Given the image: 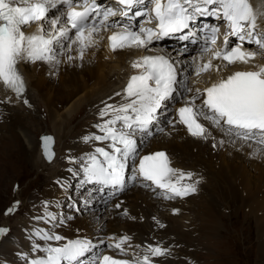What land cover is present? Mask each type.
<instances>
[{
    "label": "snow or ice",
    "instance_id": "obj_1",
    "mask_svg": "<svg viewBox=\"0 0 264 264\" xmlns=\"http://www.w3.org/2000/svg\"><path fill=\"white\" fill-rule=\"evenodd\" d=\"M114 3L120 6L119 12L104 0H35L22 6L0 0V81L19 96L25 90L23 77L17 70L21 60L58 64V57L70 52L73 46L78 50L79 59L83 60L85 51L98 43L96 36L101 30L116 28L120 31H112L108 37L112 51L127 47L148 48L154 42L173 36L199 46L201 54L211 53L212 58L197 65V75L213 69V59L225 62V68L255 60L258 53L245 50V44L264 52V32L257 30V14L249 0H114ZM117 15L120 20L111 19ZM137 17H144L145 21L122 23ZM201 17L222 19L226 23L228 31L222 48L213 50L219 39V26L201 24L199 28L195 27ZM153 19L155 27L144 26ZM33 23L39 24L37 32L27 35L23 29ZM229 36L236 38L232 46H229ZM75 58L67 57L69 62ZM181 63L165 55L135 60L131 66L142 71L130 76L125 89L115 94L122 97L121 102H103L105 106L99 110L102 122L96 125L101 134L87 139L107 143L104 147H96L87 164L81 162L83 167L74 173L82 186H94V191L83 201L85 205L97 197L107 203V198L124 191L130 165L136 172L129 179L151 182L143 186L154 185L164 190L166 199L183 198L197 191L199 180L193 181L194 173L172 167L166 153L155 152L142 157L138 154L137 133L151 134L159 123L158 113L169 110L172 101L180 103L183 99V105L174 116L191 136L208 139L210 128L217 129L229 143L239 141L242 147L252 148L254 155L264 153V66L252 71H236L203 90L195 89L189 97L184 93L193 90L187 85L185 69L178 67ZM220 70L221 65H216L215 71ZM167 123L171 124L173 120L167 119ZM42 142L45 157L50 162L53 138L44 136ZM186 180L193 182L184 183ZM78 204L74 203L73 207ZM115 207L119 209L121 203H116ZM13 211L14 207L9 208L5 214ZM178 212V209L174 210V213ZM124 214L127 215V210ZM46 215L50 221L57 220L53 212ZM43 218L36 217L38 220ZM8 232L9 229L0 228V235ZM34 235L43 241L66 240L59 234L39 229ZM129 239L121 237L111 246L123 252L122 245ZM94 247L91 242L81 239L67 240L62 246L33 244V251H42L45 255L32 259L30 264H82L81 258L87 259ZM145 251L159 257L167 254L168 249L149 244ZM94 264H151V260L147 254L142 261L134 262L105 255Z\"/></svg>",
    "mask_w": 264,
    "mask_h": 264
},
{
    "label": "bare ground",
    "instance_id": "obj_2",
    "mask_svg": "<svg viewBox=\"0 0 264 264\" xmlns=\"http://www.w3.org/2000/svg\"><path fill=\"white\" fill-rule=\"evenodd\" d=\"M249 2L257 14V23L260 24L264 31V4L262 0H250ZM262 18L263 20L261 21ZM111 19L115 20V17ZM119 19H121L120 16ZM199 19L197 22H202L196 25L197 28L201 24L215 25V21L211 17H202L203 20ZM141 21H145V18L137 17L134 21L125 19L122 23L131 22L137 24ZM155 23L153 19L150 23L145 22L144 26L154 27ZM38 27L36 25L34 29L30 28L25 33L27 35L34 34ZM112 31H120V28L110 29L108 31L101 30L96 36L98 41L97 46L100 47L99 50L97 47H91L86 50L84 59H79V65L77 59L79 58V53L75 46L72 47L70 52L60 55V58H58L60 62L55 64L61 66L59 71L60 75L58 76L60 78L59 85L53 82L54 80L51 77L55 74L56 67L51 66L52 63L47 61H36L33 63L27 60H21L17 64V70L22 75L25 85L24 92L19 96L9 90L0 81V119H10L11 125L17 124L21 126L19 130L24 140V153L32 167L44 161L41 155L40 140L38 144V138L36 137L37 132H41L44 129L41 128L42 123L52 129L56 141L59 144H63L62 148H64L65 143L72 141L71 149L74 152L72 153L71 149L60 150L59 152L60 148L58 149L56 145V158L53 164L51 163V165L55 166L59 159L64 158L65 160V163L64 161L62 163L59 161L60 163L54 171L55 173L58 172L60 178L55 179V177L46 186V191L51 187L53 189L52 191H54L53 196H57L59 199L64 198L63 189H69V186L65 187L67 182L63 183L59 181L56 184L52 183V181L61 180L64 174L63 169L65 168V164L73 176L77 170L74 165L75 161L79 160L80 166L82 165L81 162L84 164V160L87 163L88 157L94 153L96 147H104L106 145L107 142H93L87 139V137L101 134L96 125L102 122L99 116V110L105 106L103 102L109 104H118L121 102L122 97L115 96V94L125 89L130 76L139 74L142 71V69H134L131 66L135 60L141 59L144 56L165 55L182 62L178 64V67L185 69L187 85L193 90L192 92L184 93L189 97L194 94L195 89L199 88L203 90L213 83L218 82L221 78H226L236 71H252L257 70L259 66H264V61L258 54L255 60L247 64L238 62L226 68L223 67L225 62L213 59V69L197 75V65L206 63L212 58L209 55L210 53L202 55L199 46L189 45V42L181 43L182 46L185 44L188 45L187 50L182 52L177 49V43L175 46L164 49V44L159 41L154 42L148 48L127 47L112 51L108 40ZM232 41H235L234 37L229 36V42L232 43ZM170 43H175V41H171ZM244 48L247 51H252L248 44H245ZM68 55L76 58L69 62L67 59ZM216 65H221L219 72L215 71ZM47 76L49 77L46 78ZM35 97L38 98V101ZM109 97H114V99L110 100ZM25 100L28 101L27 104L24 103ZM180 103H183V99H181ZM174 104L178 105L179 103L172 101L171 105ZM61 105L65 109H61ZM86 107H88L89 112L84 127L76 132L67 142L62 141L61 133L67 134L71 131L68 130L69 126L74 122L76 116ZM176 108L177 106L174 107L173 115ZM42 110L46 113L44 111L42 112ZM165 112L167 116H170L168 110ZM166 115L159 118L161 125L163 124L165 126L167 123L163 119ZM109 118L104 117L103 119ZM157 128L156 125L151 137L137 133L138 154H144L152 150H167L172 167L183 170L184 172L194 173L193 181L199 180L197 185L202 183L204 190L200 196L203 200H200L196 204L197 199H201V197L193 196L194 193H192L183 198L175 197L172 201H169L170 199L165 198L161 189L156 188L154 185L149 187L150 191L143 186L144 183L141 180L138 181L140 183L136 184V182L129 179L128 177L136 172V168L130 165L126 171L127 187L124 191L126 192L130 186H135L126 193L122 191L113 197L107 198V201L112 200L113 202L109 203L106 210L99 213L107 214L112 220L107 219L105 216L103 218L104 221L85 222L82 219L77 224L55 225V228L50 227L51 224H49L46 230L50 229L52 231L57 229L59 231L55 234L59 235L63 234L68 226V229H66L67 234L61 235L66 240L59 242L52 241L51 244L53 246H62L67 240L76 239L87 240L92 242L91 244H93V241H99L98 250L96 248V253L100 251L99 255H97L99 257L102 253L108 252L107 248L102 249L105 243L101 239L103 235L108 234L107 231L111 227L109 232L119 231L120 235L122 232L129 233L130 239L137 243L134 248L136 254H148L145 249L149 244L168 250H175L179 246L180 250L178 254L185 258L187 256L185 252L189 247L197 248L195 243L202 239L214 241L220 233L221 237L217 241L221 244L219 250H217V254L228 264H232L235 256H238L237 249L242 250L243 247L246 248V243L253 242V239L256 237L258 239L256 248L260 251L259 253L261 255L259 259L264 260V153L254 155L252 148L242 147L239 141L235 144L229 143L227 137L223 136L217 129L210 128L211 136L208 139H201L191 136L187 129L180 126L174 120L173 127L170 129V135L164 136L163 139L162 136L158 135ZM165 128L167 129V127ZM74 138L76 140L75 142ZM221 140L224 143H220ZM81 153H86V158L79 156ZM3 155L6 156L5 153ZM63 165L64 167L59 170ZM193 181L186 180L184 183H192ZM42 188L38 191V193H42L39 195V199L41 195L43 196L41 198L43 202H40V204L51 202L52 191L45 192ZM80 189L81 187L79 189L76 188L74 191L77 194L76 198L85 199L87 197L86 194L89 195L91 191H94V186L91 184L88 185L87 191L82 193L83 197L79 195L82 191ZM219 190H221V193H217ZM230 195L231 200L229 201L228 207L239 210L243 207L246 217H250V221L252 220V222H257L256 225L253 223L250 225V231L246 228L239 230L236 228V225L233 226V231L225 228L226 224L223 222L225 215L222 214L221 216L223 206L219 203L218 199L221 198V200L227 203ZM174 199L179 200L181 203H176ZM118 202L121 203V207L117 210H112V206ZM44 208L47 211L50 210L48 203L44 205ZM175 209H178L179 212L174 213ZM200 209L202 210L200 211ZM125 210H127V215L124 214ZM198 212H201V214H198ZM134 216H136L137 222L133 221L132 217L134 218ZM139 220H141V223ZM18 223L20 225L23 224L22 221ZM160 225H163V227ZM83 232L85 233L83 234ZM196 233L198 234L197 239L194 238L195 236L193 237ZM14 236V239L6 241V244L3 245L2 259L8 260L7 264H30V261L37 256L34 255L32 246L41 240L39 238L33 239L36 236L33 238L22 237V234L19 236L17 233ZM89 237L90 239H86ZM32 239L33 241H29ZM41 242L43 244L45 241ZM47 242H45L46 245L49 244ZM225 244L231 246V251L224 249ZM224 251H228V254H224ZM39 252V257L45 255L44 252ZM175 252L177 253V251ZM25 256H27V259H24ZM190 257H192L191 254ZM150 260L151 264L155 261L158 262L157 264H188L185 260L182 261L168 252L160 257L151 256ZM251 261L253 260L250 259Z\"/></svg>",
    "mask_w": 264,
    "mask_h": 264
},
{
    "label": "rangeland",
    "instance_id": "obj_3",
    "mask_svg": "<svg viewBox=\"0 0 264 264\" xmlns=\"http://www.w3.org/2000/svg\"><path fill=\"white\" fill-rule=\"evenodd\" d=\"M262 1L264 2V0H262ZM224 26H227L226 23L223 24V27ZM251 50L254 52H257L260 58H261V56L263 57L262 54H264V52H261L256 46L251 45ZM58 58H60V56ZM261 59L264 61V58H261ZM79 63H80V60L78 59V65H79ZM51 66L56 67L55 68L56 69L55 74L53 76H51L52 79L54 80V81L53 80L52 81L55 83H58V85H59L60 78L58 76L60 75L59 71H60L61 66L55 65V64H51ZM48 77L49 76H47L46 78H48ZM35 99H37V101H38L37 97H35ZM63 100H64V98H63ZM65 100H67V99H65ZM60 102H63V101H60ZM172 107H173V105H171L170 109H172ZM61 109H64L63 105H61ZM170 109L168 110V113H169ZM88 110H89L88 107H86V108H84V110H82L76 116V118L74 119L75 123L72 122L68 128V130H71L69 133H67V134L61 133L62 141L67 142L70 138H72L75 135L76 132L80 131L81 128L84 127L85 123L87 122L86 117H87V114L89 112ZM43 111L44 110H42V112ZM171 114H173V112H171ZM6 120L7 119H5V118L0 119V138H1L0 139V171H1L0 172V182H1L0 183V228H7V229H9V232L7 235H0V258L3 257V254H2V251L4 248L3 245L6 244V241H10V239H14V237H15L14 234H16V233L20 236L22 233H26L28 231L36 232V230L39 229V227H41V228L48 227L49 224H51L50 227H52V228H55L54 225H63V224H65V225L69 224L70 225L72 223L77 224V222L79 220H82V219L85 222L86 221H99V220L104 221L103 218L106 216V214H99V213L106 210L109 206V203L113 202L112 200H109V201H107V203H105L104 201L100 200L99 197H97L96 199H94L95 201L94 200L91 201L90 205L92 207H90L89 205L83 204L84 203L83 198H76L77 194H75L74 191H72V192H74L73 197L70 196L67 199L66 196H68V194H65V192L67 190L69 191V189H67V188L63 189V196L65 195V199L64 198L59 199L57 196H53L54 191H52L53 189H51V187H49V189H47V191H46L47 183L50 182L55 177H56L55 179L59 178L58 172L55 173L54 171H55L56 166L60 162L58 161L57 165L54 166V165H50V164L48 165L43 161V163H40L39 165L32 167L30 165V162L28 161L26 154L24 153V149H25L24 140H23V136L19 130L21 126L17 125V124L11 125L10 119L7 121ZM41 128L42 129L44 128L43 131H41L42 133L54 134L52 129L49 128L48 125H45L44 123H42ZM41 132H37V134H36V137L38 138V144H39L40 135L42 134ZM75 141L76 140L74 138V142ZM56 145H57L56 147L58 149L60 148L59 149V152H60V150L64 151L65 149H71L72 141L70 143H65L64 148H62V145H63L62 143L59 144V142H57ZM71 151H72V153L74 152V150H72V149H71ZM4 153L6 154V156L3 155ZM10 153H11V155H10ZM64 163H65V160H64ZM79 163H80V161L77 162L78 165H79ZM52 164H53V162H52ZM61 168L59 170H61ZM68 169L69 168L66 167V164H65V168L63 169L64 174H63V177L61 178V180H55V181H52V183L58 184L59 181L63 182V183L67 182V184H66V186H67L68 182L74 177V175L72 176L71 172H69ZM42 187H44V188H42ZM41 188L45 192H51L52 191L51 202L50 201L44 202L45 204L48 203V207L50 209L49 211H47L46 209L43 208L45 205L44 203H42L41 205L39 203L40 202L39 195L42 193H38V191ZM86 189H87V187H86ZM61 192H62V190H61ZM83 192H85V191L84 190L81 191L79 195L82 196ZM217 193H221V190L217 191ZM86 196H88V195L86 194ZM55 197H57V198H55ZM40 198H43V196L41 195ZM172 200L173 199H170L169 201H172ZM200 200L202 201L203 198L201 197V199L200 198L197 199V201L195 203L197 204L198 202H200ZM230 200H231V195H230V199L227 201V203H225L223 200H221V198L218 199L219 203L224 207L221 209V216H222V214L225 215V220L223 221L224 224H226L225 228L233 231L234 230L233 226L236 225L237 226L236 228L239 230L241 228H246L248 231H250V228H249L250 225L252 223L254 225H256L257 222H252V220L250 221V219H251L250 217L249 218L246 217V214L243 211V207H241L240 210L236 209V208L232 209V207L231 208L228 207ZM17 202H19V203L17 204ZM34 202H36L37 205L35 204V206H34ZM77 202H79L78 207H73V204L77 203ZM224 204L225 205L227 204L226 207ZM12 207H14V211L11 213L10 216L6 217V214H5L6 210L9 208H12ZM236 207H239V206H236ZM36 209H37V211H35ZM201 210L202 209H200V211ZM48 212H53L56 215L57 220L56 221H49V218L46 215V213H48ZM198 214H201V212H198ZM40 216H43L46 219H42V220L36 219V217H40ZM107 219H108V217H107ZM19 221H22L23 225L20 226V223H18ZM44 221H45V223H44ZM105 222H107V221H105ZM66 229H68V226L66 227ZM66 229H65V232L61 235L67 234ZM220 229H221V227H220ZM39 230H41V229H39ZM222 230H224V229H222ZM47 231L50 233H58L59 230L55 229V230L51 231L50 229H48ZM33 232L29 233L27 235L25 234L24 236L22 235V237L33 238L35 236ZM255 232L257 233V231H255ZM84 233L85 232H83V234ZM197 236H198L197 233L193 235V237L195 239H197ZM220 237H221V234L219 233L217 235V237L215 238L216 240H214V241L202 239L199 242L195 243V246L197 248L189 247V249H187V251L185 253L187 256H188V254H189V256L191 254V256H192L191 258H194L195 261L193 264H228L227 262H225V260L222 257H220L217 254V250H219V247L221 244L217 240ZM91 238H93V237L91 236ZM33 239H37V237L36 238L34 237ZM33 239L29 240V241H33ZM86 239H90V237L86 238ZM253 240L254 241L251 243H248V242L246 243L247 244L246 248L243 247L242 250L237 249L238 250V256H235V259H234L232 264H264V260L259 259V257L261 256L259 253L260 251L256 248L258 245L257 244V241H258L257 237ZM45 242H47V241H45ZM45 242L42 244V242L39 241L38 244L46 245ZM211 242H213V243H211ZM47 243H52V241H48ZM34 244H37V243H34ZM209 247H210V249H209ZM104 248H106V244H104V247L102 249H104ZM224 249L231 251V246L230 245L227 246V244H225ZM179 250L180 249L178 246L175 249V251H177V253H179ZM187 252H189V253H187ZM39 253L40 252L34 251L35 256L38 255ZM90 254L88 256V258H89V260L87 261L88 263H86V264H92V261H93L92 258L94 257V250ZM224 254H228V251H224ZM211 257H213V258H211ZM254 257H255V259H254ZM250 259L253 260L254 262L253 261L250 262ZM1 260H2V264L8 263V260H5V259H1ZM184 260L186 261V259H184Z\"/></svg>",
    "mask_w": 264,
    "mask_h": 264
},
{
    "label": "water",
    "instance_id": "obj_4",
    "mask_svg": "<svg viewBox=\"0 0 264 264\" xmlns=\"http://www.w3.org/2000/svg\"><path fill=\"white\" fill-rule=\"evenodd\" d=\"M47 136L52 137V138H53V141H54V137H53V136H51V135H47ZM43 137H44V136H43ZM43 137H42V138H43ZM42 138H41V139H42ZM53 146H54V143L51 144L50 148H51V151H52V153H53V157H54L55 153H54V150H53ZM42 150H43V155H44V157H45V154H44V147H43V142H42ZM53 157H52V159H53ZM45 159H46V157H45ZM52 159H51V160H52ZM46 160L49 162L48 159H46Z\"/></svg>",
    "mask_w": 264,
    "mask_h": 264
}]
</instances>
